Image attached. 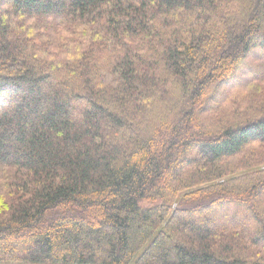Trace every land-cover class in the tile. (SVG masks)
Segmentation results:
<instances>
[{
	"label": "trees",
	"instance_id": "1",
	"mask_svg": "<svg viewBox=\"0 0 264 264\" xmlns=\"http://www.w3.org/2000/svg\"><path fill=\"white\" fill-rule=\"evenodd\" d=\"M8 262L264 264V0H0Z\"/></svg>",
	"mask_w": 264,
	"mask_h": 264
},
{
	"label": "rangeland",
	"instance_id": "2",
	"mask_svg": "<svg viewBox=\"0 0 264 264\" xmlns=\"http://www.w3.org/2000/svg\"><path fill=\"white\" fill-rule=\"evenodd\" d=\"M254 57H255V55H253L252 57H250L249 59H251V61H253L254 60ZM244 70H246V68H243V72H244ZM254 71V73H255V75L258 73V74H260L259 72H258V70H253ZM253 73V74H254ZM238 75H239V78H238V80H240V78H242L243 77V74H240V73H238ZM247 77V76H246ZM245 77V78H246ZM220 92L218 93V95H217V97H218V99L220 98H222V94H224V92L226 91V89H227V87L226 86H223V85H221L220 86ZM196 222L197 223H199V224H201L202 222H203V219H197L196 220ZM4 264H11V262H8V263H4ZM129 264H136L135 262H131V263H129Z\"/></svg>",
	"mask_w": 264,
	"mask_h": 264
}]
</instances>
